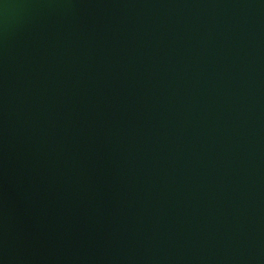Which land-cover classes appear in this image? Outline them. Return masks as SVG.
I'll list each match as a JSON object with an SVG mask.
<instances>
[{
  "label": "water",
  "instance_id": "water-1",
  "mask_svg": "<svg viewBox=\"0 0 264 264\" xmlns=\"http://www.w3.org/2000/svg\"><path fill=\"white\" fill-rule=\"evenodd\" d=\"M0 264H264V0H0Z\"/></svg>",
  "mask_w": 264,
  "mask_h": 264
}]
</instances>
